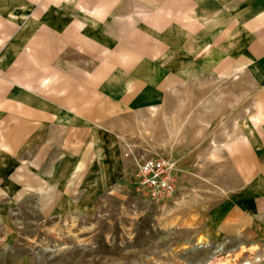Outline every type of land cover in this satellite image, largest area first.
<instances>
[{
	"label": "rangeland",
	"instance_id": "rangeland-1",
	"mask_svg": "<svg viewBox=\"0 0 264 264\" xmlns=\"http://www.w3.org/2000/svg\"><path fill=\"white\" fill-rule=\"evenodd\" d=\"M9 1L0 0V264H208L220 246L217 264H264L254 238L223 231V206L253 182L240 179L228 149L254 119L252 85L119 83L111 104L96 96V71L104 82L111 63L135 67V81L138 73L146 80L165 73L166 60L142 58L165 36L152 35L143 22L140 33L128 31L134 16H144L128 11L142 4L24 0L29 17L12 21L7 14L29 6ZM27 54L39 72L31 91L15 84L16 66L31 64ZM47 98L55 117L15 141L6 104L22 99L42 110ZM153 157L175 164L172 201L151 203L132 184L138 163Z\"/></svg>",
	"mask_w": 264,
	"mask_h": 264
},
{
	"label": "crops",
	"instance_id": "crops-1",
	"mask_svg": "<svg viewBox=\"0 0 264 264\" xmlns=\"http://www.w3.org/2000/svg\"><path fill=\"white\" fill-rule=\"evenodd\" d=\"M11 2L17 4L15 8L29 3L24 0ZM136 3L142 4L139 6L142 10H134L133 13L128 11L127 15L144 16L142 19L134 16L128 31L132 28L137 29V34L140 33L139 25L143 22L142 25H146L152 35L165 36L161 41L158 40L157 49L142 56L151 62L166 60L165 73L161 78L152 80L141 78V73H138V80L135 81V67L130 69L128 65L111 63L110 76L105 82L96 71V96L105 95L113 104L119 97V83L153 82L160 84L161 89L172 79L179 82L184 79H211L244 87L245 91V85L251 84L258 99L254 119L249 120L248 125L240 126L238 140L228 149L233 152L234 163L240 166V179L244 181L248 177L253 182L248 187L241 184L232 203L223 206L226 213L223 231L235 237L254 238L264 247V0H150L149 6L144 0L142 3L132 0L133 7ZM30 5L29 12L24 7L20 11L12 10L7 15L12 21H17L28 13L26 20ZM111 12L113 15V9ZM111 38H116L113 27ZM27 57L31 64L19 63L16 66L20 72L16 75L15 84L25 91H31L34 90L32 83L39 74L38 63H33L31 55L27 54ZM34 64L36 70L32 68ZM118 68L122 69L125 76L121 81ZM47 74L48 78L50 74L54 78L55 71L52 68ZM103 84L105 91L102 90ZM99 85L100 91L97 89ZM246 95L243 92L242 98L245 99ZM131 98L134 99V96ZM15 101L14 104H6L5 108L10 111L15 125L13 132L17 142L22 143L28 136L33 137L44 117L45 121L50 122L56 115L55 102L51 98H47V109L42 110L22 99ZM67 103L63 101V108ZM4 104V100L0 99V107ZM73 108L71 106L70 110Z\"/></svg>",
	"mask_w": 264,
	"mask_h": 264
},
{
	"label": "built area",
	"instance_id": "built-area-1",
	"mask_svg": "<svg viewBox=\"0 0 264 264\" xmlns=\"http://www.w3.org/2000/svg\"><path fill=\"white\" fill-rule=\"evenodd\" d=\"M176 182L175 164L162 157H153L138 163L132 184L147 201L162 204L175 198Z\"/></svg>",
	"mask_w": 264,
	"mask_h": 264
},
{
	"label": "bare ground",
	"instance_id": "bare-ground-1",
	"mask_svg": "<svg viewBox=\"0 0 264 264\" xmlns=\"http://www.w3.org/2000/svg\"><path fill=\"white\" fill-rule=\"evenodd\" d=\"M225 249V246H220L219 248H217V251H216V253H215V256H213L212 258H211V260L210 261H207V263L209 264H217L216 262H218V261H214V259L216 258V254H219V253H221L223 250ZM199 264V263H198ZM219 264V263H218Z\"/></svg>",
	"mask_w": 264,
	"mask_h": 264
}]
</instances>
